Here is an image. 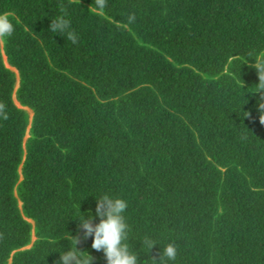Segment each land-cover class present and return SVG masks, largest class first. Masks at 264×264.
<instances>
[{
	"label": "trees",
	"instance_id": "trees-1",
	"mask_svg": "<svg viewBox=\"0 0 264 264\" xmlns=\"http://www.w3.org/2000/svg\"><path fill=\"white\" fill-rule=\"evenodd\" d=\"M105 3L0 0V264H56L104 194L141 264L169 243L174 264H264V0ZM59 15L77 43L49 32Z\"/></svg>",
	"mask_w": 264,
	"mask_h": 264
},
{
	"label": "clouds",
	"instance_id": "clouds-1",
	"mask_svg": "<svg viewBox=\"0 0 264 264\" xmlns=\"http://www.w3.org/2000/svg\"><path fill=\"white\" fill-rule=\"evenodd\" d=\"M96 7L105 8V0H96ZM134 19V16L129 17L130 22ZM14 31V25L6 17L0 16V39L11 37ZM49 32L63 38L67 37L73 44L77 43V37L71 30V21L67 19L66 15H59L51 19ZM253 61L254 64L251 67L256 70L258 77V83L255 85L256 91L253 93L261 94V99L258 102L261 122V116L264 115V60ZM95 202L94 210L86 209L83 213L79 210V215L73 219L77 222L78 233L82 235L72 237L68 234L69 238L74 241V245L64 248L63 251H57L60 255L56 264H92L93 258L76 247L81 238L87 240L89 237H91V248L103 253L106 264H141L138 261V252L133 250L129 244L130 229L125 217L127 201L104 194L99 199L95 198ZM94 220L98 222H94ZM139 242L140 245L143 243L147 248V253L154 245H157L150 237ZM83 253L86 255H82ZM176 256L175 245L169 243L161 248L159 259H151L153 261L162 260L163 264H168V262L174 264Z\"/></svg>",
	"mask_w": 264,
	"mask_h": 264
},
{
	"label": "water",
	"instance_id": "water-1",
	"mask_svg": "<svg viewBox=\"0 0 264 264\" xmlns=\"http://www.w3.org/2000/svg\"><path fill=\"white\" fill-rule=\"evenodd\" d=\"M3 61H4V64H5V66H6V68H8L10 71H12L14 74H15V78H16V84H15V89H14V93H15V91L18 89V87H19V74H18V72H17V70L16 69H14V68H12V67H10L8 64H7V59H6V57L3 55ZM13 101H14V104H15V106L17 107V108H19V109H23V110H25L28 114H29V122L32 120V117H33V112L30 110V109H28V108H26V107H22L18 102H17V100H16V98H15V95L13 94ZM29 128H30V126H28V128H27V132H26V136H25V138H24V141H26V139L29 137V135H28V132H29ZM19 174H20V180H22V176H21V171L19 170ZM28 222L29 223H31L32 224V226L34 225V223L31 221V220H28ZM35 241V237L34 236H32V243ZM31 246V245H30ZM29 246V247H30ZM28 247V248H29Z\"/></svg>",
	"mask_w": 264,
	"mask_h": 264
},
{
	"label": "rangeland",
	"instance_id": "rangeland-1",
	"mask_svg": "<svg viewBox=\"0 0 264 264\" xmlns=\"http://www.w3.org/2000/svg\"><path fill=\"white\" fill-rule=\"evenodd\" d=\"M0 42H1V39H0Z\"/></svg>",
	"mask_w": 264,
	"mask_h": 264
},
{
	"label": "bare ground",
	"instance_id": "bare-ground-1",
	"mask_svg": "<svg viewBox=\"0 0 264 264\" xmlns=\"http://www.w3.org/2000/svg\"><path fill=\"white\" fill-rule=\"evenodd\" d=\"M30 118V117H29Z\"/></svg>",
	"mask_w": 264,
	"mask_h": 264
}]
</instances>
